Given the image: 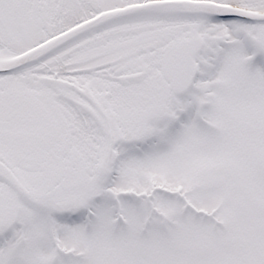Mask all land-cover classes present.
Segmentation results:
<instances>
[{"label": "snow or ice", "instance_id": "6c2138e0", "mask_svg": "<svg viewBox=\"0 0 264 264\" xmlns=\"http://www.w3.org/2000/svg\"><path fill=\"white\" fill-rule=\"evenodd\" d=\"M0 264H264V0H0Z\"/></svg>", "mask_w": 264, "mask_h": 264}]
</instances>
